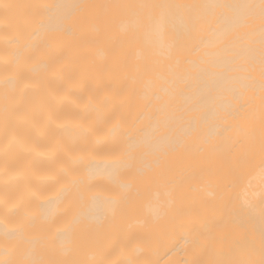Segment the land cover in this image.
<instances>
[{
	"label": "bare ground",
	"instance_id": "bare-ground-1",
	"mask_svg": "<svg viewBox=\"0 0 264 264\" xmlns=\"http://www.w3.org/2000/svg\"><path fill=\"white\" fill-rule=\"evenodd\" d=\"M0 264H264V0H0Z\"/></svg>",
	"mask_w": 264,
	"mask_h": 264
}]
</instances>
